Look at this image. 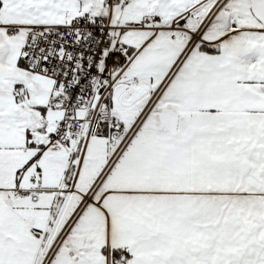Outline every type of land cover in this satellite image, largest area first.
Segmentation results:
<instances>
[{"label":"snow or ice","instance_id":"snow-or-ice-1","mask_svg":"<svg viewBox=\"0 0 264 264\" xmlns=\"http://www.w3.org/2000/svg\"><path fill=\"white\" fill-rule=\"evenodd\" d=\"M0 264H264V0H0Z\"/></svg>","mask_w":264,"mask_h":264}]
</instances>
